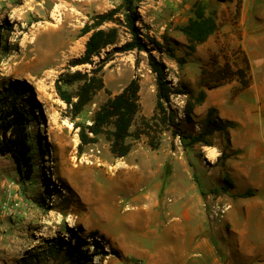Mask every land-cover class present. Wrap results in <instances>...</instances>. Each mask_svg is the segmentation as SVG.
I'll return each mask as SVG.
<instances>
[{"label":"rangeland","instance_id":"374dc122","mask_svg":"<svg viewBox=\"0 0 264 264\" xmlns=\"http://www.w3.org/2000/svg\"><path fill=\"white\" fill-rule=\"evenodd\" d=\"M120 1L0 0V98L2 89L10 82L25 87L18 103L30 119L28 131L33 146L30 178L20 177L10 159L0 168L1 264H76L79 258L94 252L98 256L93 257L92 264L142 262L123 257L105 244L101 231L117 237L121 234L120 228L110 231L111 226L103 222V208H99L101 217L96 213L90 217L89 208L108 204L119 217L114 204H133V200L140 198L146 191L141 177L142 164L154 165L153 150L143 136L128 139L134 146L130 162L114 159L102 136L97 143L79 149L78 130L74 129L66 105L54 90V82L68 71L69 62L83 55L88 36H81L80 30L94 16L105 14ZM136 1L142 19V24L137 26L144 35L156 39L164 47L161 53L154 51L153 56L165 67L173 88L182 93L171 96V106L186 135H197L202 130L207 112L205 104L196 107L190 119L186 118L183 109L186 103L193 102L203 85L216 86L206 92H225L228 100L248 95L247 99L253 101L255 92L264 93V70L257 68L252 72L237 41L231 36L238 39L237 18L232 17L233 0L224 4L218 0ZM195 4H201L207 13H213L220 28L227 25L234 31L214 32L189 53V43L179 28L193 17ZM110 27L112 25L103 28ZM119 35L120 42H124L127 37L121 31ZM165 40L170 52L165 50ZM110 50L106 49L100 55L104 56ZM90 69V66H80L71 68L70 72H88ZM239 69L244 70L247 88H241L236 76ZM101 74L105 88L93 97L74 122L89 125L102 104L137 79L141 110L131 129L135 133L142 118L149 119L155 112V76L147 65V55L116 54ZM215 80H220L219 85L214 83ZM251 87L254 91L246 93ZM76 88L67 89L73 92ZM258 100L257 106L249 104L254 106L251 111L261 107L264 112V96ZM217 113L219 115V111ZM240 127L236 123L234 132ZM184 142L188 143L187 140ZM209 142L211 147L197 144L183 149L180 139L165 132L159 149L162 154L172 152L180 157L182 166L176 169L181 172L188 169L193 181L202 186L208 204H221L222 192L217 195L210 192L218 188L226 174V163L237 153L227 146L226 137L219 132H215ZM217 158L220 161L217 162ZM153 165L152 169L157 170ZM161 169L171 172L168 163ZM90 232L97 233L96 241L103 246L107 256L94 251L88 236ZM53 238L60 239L61 244L55 246L47 242Z\"/></svg>","mask_w":264,"mask_h":264},{"label":"crops","instance_id":"0c3cea01","mask_svg":"<svg viewBox=\"0 0 264 264\" xmlns=\"http://www.w3.org/2000/svg\"><path fill=\"white\" fill-rule=\"evenodd\" d=\"M233 2L238 39L231 36L252 72L257 68L262 71L264 0H241L239 9L237 1ZM215 21V32H230L227 25L220 28L219 21ZM247 91L252 93L254 89ZM208 92L203 103L206 109L215 108L222 120L241 125V129L230 131L231 150L237 154L226 163V174L218 188L225 186L226 175L232 186L222 192L221 204H208L202 186L193 181L188 169H176L182 166L180 157L172 152L162 154L160 149L152 151L154 165L142 164L146 191L140 198L133 204H114L119 217L108 204L89 208L90 217L93 213L101 217L103 208V222L111 226L110 231L120 228L117 237L101 231L112 251L143 264H264V112L261 107L253 112L254 106L249 105L257 106L264 93L255 92L250 102L248 95L228 100L225 92ZM133 150L123 158L126 162H130ZM9 159L0 154V168ZM167 163L170 173L161 169ZM247 192L252 196L241 197Z\"/></svg>","mask_w":264,"mask_h":264},{"label":"trees","instance_id":"16d2710c","mask_svg":"<svg viewBox=\"0 0 264 264\" xmlns=\"http://www.w3.org/2000/svg\"><path fill=\"white\" fill-rule=\"evenodd\" d=\"M228 2L232 0H218ZM237 1V9L241 0ZM138 3L136 0H121L120 3L105 14L94 16L89 23H86L80 30L81 36H88L81 57L69 62L68 71L59 76L54 82V90L61 102H63L69 112V119L74 123V129L78 130V148L97 143L100 136L109 144V152L114 159L125 158L132 150L133 144L128 142L130 137L139 139L145 137L149 148L158 150L161 145V136L168 132L174 138H179L183 149L197 144L211 147L209 138L215 132H219L226 137L227 146L230 147V131L235 128L231 121L222 120L215 108H209L206 112L202 130L197 135L188 136L177 122V113L171 106V96L180 95L181 92L175 90L171 82L167 79L165 67L153 56V52L161 53L163 46L154 38L146 36L137 26L142 24L141 16L138 13ZM193 17L188 19L186 25L179 28V31L189 43V53L195 51V46L205 43L216 31V21L213 13H207L201 4H195ZM112 25L110 28H103ZM123 32L127 37L124 42H120L119 32ZM165 50L170 52L168 42L165 40ZM111 49L101 56V52ZM125 53H145L147 55V65L155 76L156 103L155 112L149 118L143 117L135 133L131 131L135 117L141 110L140 85L137 79H133L126 85L120 93L109 98L95 112L89 125L75 123L74 121L83 109L92 101L93 97L105 86L102 79L104 66L112 60L116 54ZM97 58V61H94ZM245 63L248 66V62ZM80 66H90L88 72L74 71L71 68ZM223 75V74H222ZM221 75V76H222ZM241 88H247L248 82L245 80L244 70L236 72ZM221 80V79H220ZM220 80H215L219 85ZM76 86V90L70 92L67 88ZM216 86L203 85V90L198 93L193 102H188L184 106V113L190 119L196 107L201 106L206 99V90H211ZM25 87L18 86L10 82L2 89L0 98V154L8 155L13 161L20 177L30 178L33 173V146L28 131L30 119L24 107L18 103L24 95ZM187 140L188 143L184 141ZM224 154V153H223ZM224 185L218 189H213L210 194L217 195L225 192L226 186L231 187L232 183L228 176L224 177ZM252 193L247 192L241 197H251ZM92 240L94 251H99L100 255L107 256V252L101 244L96 241V232L88 234ZM50 244L59 246L61 240L53 238L47 241ZM56 248V247H55ZM98 256L96 252L91 255L82 256L76 264H92L93 257Z\"/></svg>","mask_w":264,"mask_h":264},{"label":"built area","instance_id":"2783aa9c","mask_svg":"<svg viewBox=\"0 0 264 264\" xmlns=\"http://www.w3.org/2000/svg\"><path fill=\"white\" fill-rule=\"evenodd\" d=\"M138 264H142V262H139Z\"/></svg>","mask_w":264,"mask_h":264},{"label":"bare ground","instance_id":"6f19581e","mask_svg":"<svg viewBox=\"0 0 264 264\" xmlns=\"http://www.w3.org/2000/svg\"><path fill=\"white\" fill-rule=\"evenodd\" d=\"M133 211V210H132Z\"/></svg>","mask_w":264,"mask_h":264}]
</instances>
